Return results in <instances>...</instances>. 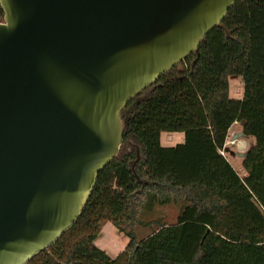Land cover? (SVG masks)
<instances>
[{"label":"water","instance_id":"95a60500","mask_svg":"<svg viewBox=\"0 0 264 264\" xmlns=\"http://www.w3.org/2000/svg\"><path fill=\"white\" fill-rule=\"evenodd\" d=\"M235 2L0 0V264H28L75 225L124 143L123 110Z\"/></svg>","mask_w":264,"mask_h":264},{"label":"trees","instance_id":"16d2710c","mask_svg":"<svg viewBox=\"0 0 264 264\" xmlns=\"http://www.w3.org/2000/svg\"><path fill=\"white\" fill-rule=\"evenodd\" d=\"M232 75L243 77L242 98L230 94ZM145 91L125 120L140 160L130 151L102 169L75 225L28 264H264V0H236L199 52ZM235 121L255 139L243 176L222 154ZM163 132L184 142L164 146ZM148 201L179 203V213L140 240ZM106 221L129 238L116 257L95 244Z\"/></svg>","mask_w":264,"mask_h":264},{"label":"rangeland","instance_id":"374dc122","mask_svg":"<svg viewBox=\"0 0 264 264\" xmlns=\"http://www.w3.org/2000/svg\"><path fill=\"white\" fill-rule=\"evenodd\" d=\"M230 81V94L234 98H241L244 93V80L243 77L239 75H232L229 77ZM149 96V91L143 92L140 96L137 97V102L143 100ZM135 112L134 104L126 107L122 113L123 121L126 118ZM241 128L240 122L232 128V132H236ZM184 133L177 132L176 135L172 138L169 132H164L162 134V143L164 145L171 144L176 145L178 143L183 142L184 140ZM231 137V136H230ZM246 138V137H245ZM248 143L245 148L239 147L238 145L230 146V151L232 153L225 152L227 157L230 156V160L232 164L235 166L236 170L239 172L240 175H246L248 172L245 169L242 159L239 156H236V152H246L248 151L252 143L250 142L249 138H246ZM241 140H245L243 137ZM246 141V140H245ZM135 152L137 151L141 156V148L139 142L136 138L130 134L128 139L124 141L119 154L122 156L126 152ZM179 203H168V204H160L158 202H151L148 201L144 206L140 214L141 222L136 226V234L138 239H143L144 237L148 236L152 231L157 228V223L160 222H167L169 224H174L177 220V216L179 213ZM129 238L123 232L118 230V228L110 221L104 222L102 226V230L95 240V244L106 250L111 256L116 257L128 244Z\"/></svg>","mask_w":264,"mask_h":264},{"label":"crops","instance_id":"0c3cea01","mask_svg":"<svg viewBox=\"0 0 264 264\" xmlns=\"http://www.w3.org/2000/svg\"><path fill=\"white\" fill-rule=\"evenodd\" d=\"M242 77V76H241ZM244 88H245V86H244ZM243 95H244V93H243ZM243 97V96H242ZM241 97V98H242ZM239 123V122H238ZM238 123H234L233 125H232V127L230 128V130H229V133H228V136H227V140H229V139H231V138H233V137H230L231 136V132H232V128L235 126V125H237ZM240 124H241V128L238 130V131H236V135H238L240 132H242L243 131V125H242V123L240 122ZM164 133V132H163ZM162 133V134H163ZM177 134V132H175V133H170V136L173 138L174 137V135H176ZM240 138H242V137H240ZM245 140H246V142L248 143V140L246 139V138H249L250 139V142L252 143V146H253V144L255 143V139L252 137V136H246V138L245 137H243ZM184 139H185V137H184ZM161 140H162V136H161ZM226 140V141H227ZM183 142H184V140H183ZM182 143V142H181ZM163 144V143H162ZM164 145V144H163ZM164 146H174V145H171V144H166V145H164ZM251 146V147H252ZM227 147H230V146H228L227 145ZM236 156H239V155H237L236 154ZM240 157V156H239ZM228 159L230 160V156L228 157ZM241 159H242V162H243V160H244V158H242L241 157ZM230 162H231V160H230ZM232 163V162H231ZM234 166V165H233ZM235 167V166H234ZM236 169V168H235ZM125 249V248H124ZM123 249V250H124ZM122 250V251H123ZM106 251V250H105ZM107 252V251H106Z\"/></svg>","mask_w":264,"mask_h":264},{"label":"built area","instance_id":"2783aa9c","mask_svg":"<svg viewBox=\"0 0 264 264\" xmlns=\"http://www.w3.org/2000/svg\"><path fill=\"white\" fill-rule=\"evenodd\" d=\"M239 121H235V123H238ZM231 139L227 140L225 143V146H233L238 145L239 147L245 148L247 145V142L245 140H241V138L236 139V132H231ZM241 142H244V145H241ZM222 154H225V151H222Z\"/></svg>","mask_w":264,"mask_h":264},{"label":"bare ground","instance_id":"6f19581e","mask_svg":"<svg viewBox=\"0 0 264 264\" xmlns=\"http://www.w3.org/2000/svg\"><path fill=\"white\" fill-rule=\"evenodd\" d=\"M241 145H244V142H241Z\"/></svg>","mask_w":264,"mask_h":264}]
</instances>
